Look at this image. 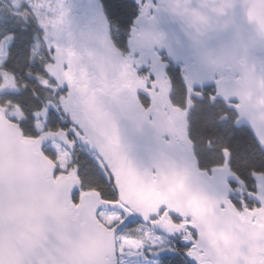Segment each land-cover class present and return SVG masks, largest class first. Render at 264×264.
Instances as JSON below:
<instances>
[{
  "label": "snow or ice",
  "instance_id": "1",
  "mask_svg": "<svg viewBox=\"0 0 264 264\" xmlns=\"http://www.w3.org/2000/svg\"><path fill=\"white\" fill-rule=\"evenodd\" d=\"M21 11L28 14L27 18L18 12L0 15V40L9 37V58L2 66L7 68L31 57L26 61L25 79L36 88L25 85V92L31 91L36 101L41 99V90L49 95L39 105L45 110L41 118L39 108L28 107L24 93L18 89L10 92V96L18 97L17 103L26 115L22 119L8 118L21 136L38 142L28 152V159L35 167L40 190L55 194L62 211L47 223H39L38 217L27 223L20 220L18 227L27 239L17 264H219L209 229L223 223L225 214L217 209L205 217L191 208L178 209L167 203L148 207L138 199L119 174L118 159L106 147L107 138L101 140L104 151L94 143L93 110L79 106L72 82H61L49 71V66L58 62L62 66L73 63L71 53L62 44H80L86 49L93 42L90 34L101 23L106 24L107 36L120 56L137 65L141 87L135 99L139 108L149 110L147 114L152 116L153 98L162 80H167L170 101L176 91L183 100L195 98L206 104L207 111L201 112L213 118L214 127L221 133L219 139L225 141L218 149L220 166L226 160L232 168L253 142L264 154V116L250 111L243 96L225 100L214 75L200 69L202 50L219 41L216 29L202 27L197 19V11L207 9L197 0H187L180 6L170 0H50L47 6L40 4L38 8L25 3ZM45 14L65 21L69 35L60 39L48 36L49 27L41 22ZM149 32L157 35L150 38ZM189 72L192 82L187 78ZM218 104L223 106L219 115L212 111ZM40 119L43 126L36 123ZM119 119L125 137L122 147H141L150 130L142 123L131 125L123 117ZM48 140L52 142L46 147ZM213 143L206 142L209 151ZM85 145L86 149L82 147ZM73 167L78 183L62 179L71 175ZM216 169L213 165L204 170V182L218 189L220 203L234 210L238 222L253 225L264 213V181L256 175L260 172L264 176V165L231 176H221ZM21 172L10 169L0 151V247L6 212L12 197L20 191L15 177ZM88 192L95 195L86 200ZM69 243L76 246L79 260L64 256ZM42 249L47 256L41 255ZM0 264H5L2 255Z\"/></svg>",
  "mask_w": 264,
  "mask_h": 264
},
{
  "label": "water",
  "instance_id": "2",
  "mask_svg": "<svg viewBox=\"0 0 264 264\" xmlns=\"http://www.w3.org/2000/svg\"><path fill=\"white\" fill-rule=\"evenodd\" d=\"M170 2L180 6L187 0ZM197 2L207 9L196 13L201 26L216 29L214 34L219 37L213 46L202 50L200 69L213 75L218 69L227 70L228 75L217 80L224 99L243 96L250 111L264 116V0ZM99 35H94L90 46L76 54L74 81L79 106L93 110L94 143L104 151L101 140L107 138L106 147L118 159V172L125 179L127 189L135 192L148 207L167 203L178 209L191 208L205 217L218 209L225 214V219L223 223L210 226L209 237L215 245L219 264H264V213L253 225L241 223L235 219L230 206L226 209L220 203L218 189L204 182V170L194 166L191 156L174 138L170 117L162 112H154L149 117L139 108L131 86L126 83L124 68L127 64L120 61L118 53ZM147 35L154 38L157 33ZM85 55H91L95 64H87ZM187 78L192 82L190 72ZM5 90L0 89V92ZM7 113L6 107H0V151L7 157L10 169L22 172L15 177L20 191L12 197L6 212L0 255L5 264H17L27 239L26 233L18 227L20 220L27 223L38 217L39 223H47L62 211V204L56 201L55 194L40 190L35 167L28 159V152L38 142L21 136ZM119 117L131 125L142 123L150 130L141 147H122L125 137ZM166 136L170 140H166ZM216 171L221 176H231L230 170L222 167ZM256 175L258 180L264 181L261 174ZM62 179L79 182L75 170ZM261 192L264 193V183ZM94 195V192L85 193V199ZM41 255L48 253L42 249ZM64 256L73 261L80 258L73 243L65 247Z\"/></svg>",
  "mask_w": 264,
  "mask_h": 264
},
{
  "label": "flooded vegetation",
  "instance_id": "3",
  "mask_svg": "<svg viewBox=\"0 0 264 264\" xmlns=\"http://www.w3.org/2000/svg\"><path fill=\"white\" fill-rule=\"evenodd\" d=\"M26 2H29L33 4L34 8H38L40 4H44L47 6V4L50 2V0H27ZM52 3H56L57 0H51ZM22 6H19L17 8L12 7V10H9V13H14L18 12L19 14L22 12L23 14L25 12L21 11ZM50 17V16H49ZM51 24H50V29L51 32H47L48 36H53L52 31L56 30L57 35H55L56 39H60L61 37H65L69 35V27L65 21H63L61 18L56 17V16H51ZM99 33V34H97ZM92 37H90L92 40L94 39V35H99L100 37H103L107 45L112 48L113 50L117 51L119 54L118 49L112 44V41L108 38L107 36V26L106 24L101 23L92 33ZM64 47V50L66 52L71 53V58L73 60V63L70 66H62L59 62L57 64L52 65V73L53 75L57 76V78H60V81L63 82L64 80H69L72 82L75 87L76 83L74 81V77L77 73V67H76V54L82 49L80 44H76L74 47L71 45H61ZM120 55V54H119ZM139 55V53H137ZM85 59L89 64H93V57L91 55H85ZM120 59L122 60L123 63L128 64L127 67L124 69L126 73V79L129 85L133 88L134 95L136 96V91L140 85V80L141 77L137 75L136 73V63H133L129 60L127 57H122L120 56ZM50 70V69H49ZM228 75V71L220 69L216 72L215 78H222L226 77ZM8 88L7 91H9V88L11 87V80L9 78H4L2 81H0V87L4 86L5 82L8 81ZM139 104V101H138ZM201 101L192 98V99H187L183 100L181 99V96L179 95L178 92L174 91L172 100L170 101L168 99V83L167 80H162L160 82V91L154 95L153 98V105L151 112L152 114L154 112H162L170 117L171 121V130L175 133L174 138L176 141L179 143V145H182L187 153L191 156L193 159V163L196 167L200 169H210L213 165H216L217 168H224L226 170L231 171V175L236 174V170L234 167L229 168L227 161L225 160L223 163V166L221 165V157L219 154V151H217L219 159L216 161L204 163L203 158L205 156L203 149L201 148V144L198 141L197 136L195 135V113L199 107ZM179 105V107H177ZM189 109H191V112H189ZM215 109L220 110L217 115H219L223 111V106L221 104H218ZM146 113H148L149 110L143 109ZM166 140H170L168 136L165 137ZM193 145H195V149L193 148ZM223 146H220L219 148H222ZM204 149H208L207 145H204ZM256 174H261L260 172H257ZM264 178V176H263Z\"/></svg>",
  "mask_w": 264,
  "mask_h": 264
},
{
  "label": "trees",
  "instance_id": "4",
  "mask_svg": "<svg viewBox=\"0 0 264 264\" xmlns=\"http://www.w3.org/2000/svg\"><path fill=\"white\" fill-rule=\"evenodd\" d=\"M13 51V56L15 55V49ZM9 56L7 57V59ZM29 57H24V61L22 63H16L14 65H9L7 68L5 66H2L0 68V81H2L3 76L2 72L8 73L9 75H12L15 77V82L17 81L18 83L24 84V87H18V90L21 93H24L25 99L28 100V107L32 109H37L39 108V111L42 110V108L39 107L40 103H43L44 100L47 98L49 95L48 93L43 92L41 90V99L40 101H36L32 99L33 93L31 91L25 92V85H27L28 89H34L36 88V85L27 81L25 79L26 75V61L28 60ZM15 73V75L13 74ZM21 86V84H20ZM16 89V88H15ZM17 90V89H16ZM13 92V91H10ZM7 92L6 97L4 101L0 102V106H5L4 102L10 101L13 105H16L20 108H22L21 105L17 103L18 97L16 96H10L9 93ZM201 109H205L207 111V105L206 104H200L196 113H195V135L198 138V141L202 145L201 148L204 151V158L203 161L205 164L208 162L216 161L219 159L218 156V149L220 146H224L225 141L222 139H219L221 136V133L217 131V129L214 127L213 123V118L211 116L205 115L201 112ZM212 111H215L217 114L220 112L218 109H213ZM21 112L26 115V112L22 111ZM213 141V148L211 151L208 149H204V145L206 144L207 141ZM264 165V154H261L258 148H256L254 142L252 146L244 153V155L241 158H238V164L233 165L234 169L239 172V171H247L249 168H261V166Z\"/></svg>",
  "mask_w": 264,
  "mask_h": 264
},
{
  "label": "rangeland",
  "instance_id": "5",
  "mask_svg": "<svg viewBox=\"0 0 264 264\" xmlns=\"http://www.w3.org/2000/svg\"><path fill=\"white\" fill-rule=\"evenodd\" d=\"M26 1L27 0H0V15L5 16V17L8 16L9 10L11 11L12 7L17 8V7L21 6V5H24L25 3H29V2H26ZM20 15L25 16L27 18L28 14L27 13L23 14L21 12ZM38 15H39V13H38ZM41 22L44 23L46 26H48L49 27V31L48 32H51V29H50L51 18L47 14L42 16ZM52 34L53 35H57V31L53 30ZM8 38L9 37L6 35L5 39L0 40V68L2 67V65L4 63V60L7 59V57L9 56L8 55V51L9 50L7 48V40H8ZM35 52H36V50L33 49V54H35ZM29 59H31V57H29L28 60ZM86 63L89 64L87 61H86ZM92 63L95 64V60H93ZM49 69H50L49 71L52 72L51 71L52 70V65L49 66ZM2 76L4 78H9L11 80L10 81L11 82V87L9 88V91H7V92L15 91L16 89H18V87H24V84L18 83L17 81L15 82V77L12 76V75H9L7 72L6 73L2 72ZM57 79L60 80L61 77L57 78ZM20 84H21V86H20ZM8 86H9V84H8ZM6 93H4L3 95H0V102L4 101L6 95H8ZM4 104L8 108V115H7L8 117L9 116H15L17 119H22L24 117V114L21 112V110H20V108L18 106L13 105L10 101H8V102L6 101V102H4ZM37 114L41 118H43L44 115H45L44 108H42V110H40ZM36 123H37L38 126H43V119L38 120ZM51 142H52L51 140H48L47 144H46V147Z\"/></svg>",
  "mask_w": 264,
  "mask_h": 264
}]
</instances>
